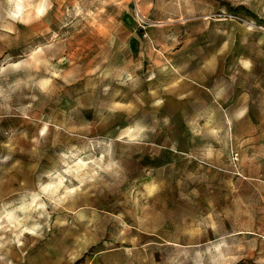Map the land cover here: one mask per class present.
<instances>
[{"label": "rangeland", "instance_id": "374dc122", "mask_svg": "<svg viewBox=\"0 0 264 264\" xmlns=\"http://www.w3.org/2000/svg\"><path fill=\"white\" fill-rule=\"evenodd\" d=\"M0 264H264V0H0Z\"/></svg>", "mask_w": 264, "mask_h": 264}]
</instances>
